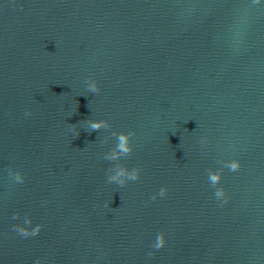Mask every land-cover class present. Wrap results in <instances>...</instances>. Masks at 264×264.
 <instances>
[{
  "label": "water",
  "instance_id": "obj_1",
  "mask_svg": "<svg viewBox=\"0 0 264 264\" xmlns=\"http://www.w3.org/2000/svg\"><path fill=\"white\" fill-rule=\"evenodd\" d=\"M120 131L132 153L104 159ZM232 159L220 206L208 170ZM117 164L140 178L109 184ZM37 258L264 264V3L0 0V264Z\"/></svg>",
  "mask_w": 264,
  "mask_h": 264
},
{
  "label": "clouds",
  "instance_id": "obj_2",
  "mask_svg": "<svg viewBox=\"0 0 264 264\" xmlns=\"http://www.w3.org/2000/svg\"><path fill=\"white\" fill-rule=\"evenodd\" d=\"M254 2L264 3V0H254ZM87 90L91 93H96L99 91L98 82L92 78L86 81ZM32 113L25 112V117H30ZM75 126V125H73ZM86 127L89 130H97L100 128H109L110 124L106 120L89 119L86 121ZM79 133H77V136ZM113 136L116 137V147L105 154L104 159L108 160H119L121 157H127L133 151L132 136L133 132H113ZM207 138H202L201 143H206ZM223 167L216 170H208V182L210 186L215 190L213 195L215 200L220 206H224L228 203L230 197L227 190L220 186L223 179L224 168L229 169L232 172H237L241 169L242 165L240 160L232 159L228 161L221 162ZM9 175L16 184H23L25 182V177L20 171L9 170ZM140 178L139 168H127L123 165L117 164L113 168L108 170L107 182L109 184H116L120 187L126 185L129 181H136ZM168 189L166 187H161L158 194H154L152 199L155 200L157 195L160 197L166 196ZM14 220L20 219V213H14ZM43 228V224H35L33 226V220L31 216H25L22 223H17L12 225V229L23 237H35L38 236ZM167 243L166 236L164 232H160L156 235L155 240L152 243V248L159 250L165 247ZM149 256L153 255L152 252L148 253ZM35 264H41L40 259L37 258Z\"/></svg>",
  "mask_w": 264,
  "mask_h": 264
}]
</instances>
